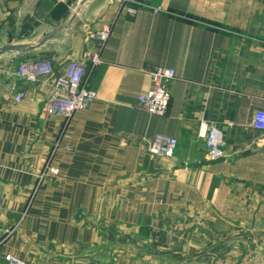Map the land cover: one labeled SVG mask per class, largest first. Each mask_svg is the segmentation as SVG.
<instances>
[{"label":"crops","instance_id":"1","mask_svg":"<svg viewBox=\"0 0 264 264\" xmlns=\"http://www.w3.org/2000/svg\"><path fill=\"white\" fill-rule=\"evenodd\" d=\"M138 1L0 0V264L5 253L25 264H106L119 209L153 233L180 211L229 216L252 235L246 246L231 242L195 264L264 258V248L252 251L264 245V139L251 126L264 108V0ZM107 26L105 42L86 37ZM86 51L102 59L88 73L96 97L65 127L42 102ZM38 59L53 67L42 82L16 74L20 61ZM157 65L176 74L164 116L137 103ZM210 126L225 141L216 160L200 134ZM158 135L177 139L171 156L145 151ZM246 199L248 208L235 206Z\"/></svg>","mask_w":264,"mask_h":264},{"label":"built area","instance_id":"2","mask_svg":"<svg viewBox=\"0 0 264 264\" xmlns=\"http://www.w3.org/2000/svg\"><path fill=\"white\" fill-rule=\"evenodd\" d=\"M121 2L124 4L139 3L138 0H121ZM128 11L135 12V8L129 5ZM109 32L107 26L97 31H88L86 37L98 39L102 43L106 41ZM87 61L89 65H87ZM101 63L102 59L99 53L89 51L85 52L84 58L68 60L62 72L54 79L49 95L43 100L42 110L48 114L61 116L66 127L75 112L85 108L95 99L96 91L88 87V73ZM52 72V64L43 59L23 60L16 65V74L30 83L42 82ZM148 75L149 87L137 95V103L149 114L164 116L170 102L169 83L176 76L175 70L172 67L157 65L149 69ZM26 94V90H19L15 93L14 100L20 101ZM251 126L260 131L261 137L264 139V108L254 111ZM200 134L210 160L224 156L225 141L215 126L205 128ZM142 143L145 151L154 157L171 156L176 149L177 139L158 135ZM46 170L53 173L57 171L56 167L49 165ZM11 232V229H6V233ZM3 260L4 264H25L22 258L12 253H5Z\"/></svg>","mask_w":264,"mask_h":264},{"label":"rangeland","instance_id":"3","mask_svg":"<svg viewBox=\"0 0 264 264\" xmlns=\"http://www.w3.org/2000/svg\"><path fill=\"white\" fill-rule=\"evenodd\" d=\"M244 204L248 208L250 203L246 199L235 203V206L240 209L244 208ZM121 206L119 204V208ZM250 207L254 211L259 208V204L252 201ZM203 212L201 216V212L196 209L186 211L187 214L180 211L172 219L170 227L153 233L148 225H140L139 229L131 225L132 217H128L127 211L119 209V232L111 224L106 230V264L206 263L211 261L213 251H222L223 246L231 242L239 248L246 246L252 235L244 226L231 224L229 219H232L229 216L220 218L209 210ZM113 214L114 211L109 210V216L113 217ZM263 238L264 236L259 237L260 240ZM262 244V241H256L252 251L255 248H264ZM254 261L264 264L263 257L255 258Z\"/></svg>","mask_w":264,"mask_h":264},{"label":"water","instance_id":"4","mask_svg":"<svg viewBox=\"0 0 264 264\" xmlns=\"http://www.w3.org/2000/svg\"><path fill=\"white\" fill-rule=\"evenodd\" d=\"M2 50H4V49H2ZM2 50H1V51H2Z\"/></svg>","mask_w":264,"mask_h":264}]
</instances>
